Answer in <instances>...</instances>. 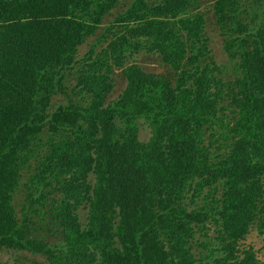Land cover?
<instances>
[{
	"label": "trees",
	"instance_id": "1",
	"mask_svg": "<svg viewBox=\"0 0 264 264\" xmlns=\"http://www.w3.org/2000/svg\"><path fill=\"white\" fill-rule=\"evenodd\" d=\"M201 1L132 0L104 24L125 0H0V248L40 264H264L243 245L254 224L264 235V0L212 3L224 63Z\"/></svg>",
	"mask_w": 264,
	"mask_h": 264
},
{
	"label": "rangeland",
	"instance_id": "2",
	"mask_svg": "<svg viewBox=\"0 0 264 264\" xmlns=\"http://www.w3.org/2000/svg\"><path fill=\"white\" fill-rule=\"evenodd\" d=\"M132 0H125L121 2L115 10L110 13L105 19L104 24L110 23L111 20L115 18L118 12L123 11L131 3ZM214 0H202L200 10L204 11L208 17V24L206 27L207 37L209 41L210 48L212 49L213 56L218 63H224L227 61L228 57L223 49V39L219 33L218 27L215 25V18L213 10L211 8ZM102 31L101 28L98 29L97 33ZM99 35V34H97ZM95 41V36L89 37L84 44L80 47V53L83 54L89 50L90 44ZM135 60L138 61L146 70L148 71H162L165 70L164 66L160 63L159 58L156 55H148L145 53L135 56ZM115 88L109 95V100L117 98L119 93L122 91L126 84L125 77L121 69L116 68V74H114ZM66 98L63 95L54 96L53 102L65 101ZM151 135V128L148 124L140 120L139 137L142 140H148ZM93 180V175H91ZM22 194L17 193L15 196V203L22 201ZM80 218L83 222L86 221L87 207H81L79 209ZM213 233L211 232V235ZM243 245L248 248L252 247L256 252L259 259L264 260V235L260 233L257 226L252 225L249 233L243 241ZM44 261L41 256H35L25 250H18L15 248H0V264H40Z\"/></svg>",
	"mask_w": 264,
	"mask_h": 264
},
{
	"label": "clouds",
	"instance_id": "3",
	"mask_svg": "<svg viewBox=\"0 0 264 264\" xmlns=\"http://www.w3.org/2000/svg\"><path fill=\"white\" fill-rule=\"evenodd\" d=\"M91 175H93V177H94V174H91ZM91 175H90V178H91ZM91 180H92V178H91ZM93 180H94V178H93Z\"/></svg>",
	"mask_w": 264,
	"mask_h": 264
}]
</instances>
